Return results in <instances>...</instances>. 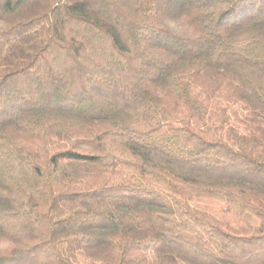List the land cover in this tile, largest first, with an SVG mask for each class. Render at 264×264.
Wrapping results in <instances>:
<instances>
[{"label":"trees","instance_id":"trees-1","mask_svg":"<svg viewBox=\"0 0 264 264\" xmlns=\"http://www.w3.org/2000/svg\"><path fill=\"white\" fill-rule=\"evenodd\" d=\"M0 264H264V0H0Z\"/></svg>","mask_w":264,"mask_h":264}]
</instances>
